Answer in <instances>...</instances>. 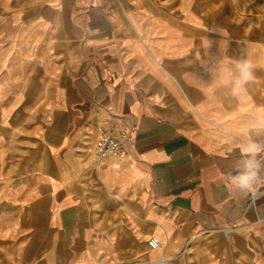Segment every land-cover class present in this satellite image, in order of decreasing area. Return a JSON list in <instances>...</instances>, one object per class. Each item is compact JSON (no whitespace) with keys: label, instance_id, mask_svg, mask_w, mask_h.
I'll return each mask as SVG.
<instances>
[{"label":"crops","instance_id":"obj_1","mask_svg":"<svg viewBox=\"0 0 264 264\" xmlns=\"http://www.w3.org/2000/svg\"><path fill=\"white\" fill-rule=\"evenodd\" d=\"M238 6L0 0V264H142L155 237L144 263L169 264L192 231L264 264V169L255 194L227 186L264 143V7ZM98 126L127 133L124 157L93 155Z\"/></svg>","mask_w":264,"mask_h":264},{"label":"rangeland","instance_id":"obj_2","mask_svg":"<svg viewBox=\"0 0 264 264\" xmlns=\"http://www.w3.org/2000/svg\"><path fill=\"white\" fill-rule=\"evenodd\" d=\"M222 3L225 6L227 5V7L232 4H238L240 7H264V0H222ZM237 28H242L244 32L247 31L249 33L254 30L253 28L257 27L242 26ZM212 236V234H206L205 232L195 233L192 231L187 237H185L184 243L179 245L178 248H174L173 254L172 252H166L164 257L168 259L167 261H169V264H238L240 261L243 264H249V260L244 253L241 252L235 240L233 241V244H230L232 239H227L225 240V245H221L220 248H210L208 243H210ZM157 238L162 241L163 246L157 251H151L154 253H161L165 240L163 237ZM149 253L150 248L148 246L140 247L132 251L131 262H143L142 264H147L144 263V261L148 259Z\"/></svg>","mask_w":264,"mask_h":264},{"label":"clouds","instance_id":"obj_3","mask_svg":"<svg viewBox=\"0 0 264 264\" xmlns=\"http://www.w3.org/2000/svg\"><path fill=\"white\" fill-rule=\"evenodd\" d=\"M254 65L252 62L240 56L234 65L226 66L223 75L227 76L230 82V91L233 97H238L246 85L253 80ZM207 70V66H206ZM241 159L237 162L235 175H229L228 188L240 193H253L258 190V180L261 171L264 169V143L249 140L247 144L241 145ZM155 246V243H153Z\"/></svg>","mask_w":264,"mask_h":264},{"label":"built area","instance_id":"obj_4","mask_svg":"<svg viewBox=\"0 0 264 264\" xmlns=\"http://www.w3.org/2000/svg\"><path fill=\"white\" fill-rule=\"evenodd\" d=\"M97 140L93 147V155L100 161L108 159H119L128 153V136L121 129L113 127H97ZM155 243V246H153ZM150 249L155 250L160 246L157 239L151 238L148 241Z\"/></svg>","mask_w":264,"mask_h":264},{"label":"bare ground","instance_id":"obj_5","mask_svg":"<svg viewBox=\"0 0 264 264\" xmlns=\"http://www.w3.org/2000/svg\"><path fill=\"white\" fill-rule=\"evenodd\" d=\"M230 234H231V233H230L229 231H227V232L225 233V236L227 237L228 240H230L231 237H232V235H230ZM155 239H157V240L159 241L160 246H159L157 249L153 250V251L159 250V249H161L162 246H163L162 241H161L160 239H158L157 237H155Z\"/></svg>","mask_w":264,"mask_h":264}]
</instances>
